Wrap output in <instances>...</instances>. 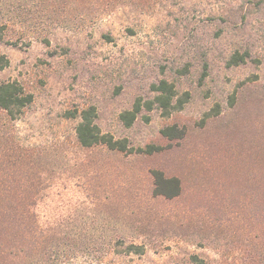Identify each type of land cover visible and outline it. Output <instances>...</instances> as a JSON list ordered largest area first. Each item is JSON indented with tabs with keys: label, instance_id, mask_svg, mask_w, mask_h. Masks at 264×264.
I'll return each instance as SVG.
<instances>
[{
	"label": "rangeland",
	"instance_id": "1",
	"mask_svg": "<svg viewBox=\"0 0 264 264\" xmlns=\"http://www.w3.org/2000/svg\"><path fill=\"white\" fill-rule=\"evenodd\" d=\"M0 55V264H264V0H0ZM91 105L127 150L79 144Z\"/></svg>",
	"mask_w": 264,
	"mask_h": 264
},
{
	"label": "trees",
	"instance_id": "2",
	"mask_svg": "<svg viewBox=\"0 0 264 264\" xmlns=\"http://www.w3.org/2000/svg\"><path fill=\"white\" fill-rule=\"evenodd\" d=\"M243 60V56L234 54L231 56L229 63L236 64ZM8 63L4 55H0V68H3ZM152 90L155 92L153 98L142 101L137 98L131 109L124 110L119 114L120 121L125 126H130L136 119L142 107L146 110H151L154 106L160 108L164 115L170 113V110L182 105L180 99L173 101L176 91L174 85L162 79L157 83L152 84ZM32 101V94L25 92L23 87L17 81H5L0 83V108L14 118L20 114L23 108ZM97 116L94 106L83 108L79 112L80 120L75 128L76 138L79 144L83 147H91L94 145H105L108 149L125 151L128 149L125 139L114 138L111 134L103 133L95 122ZM147 119V118H146ZM160 133L169 138H180L184 131L176 125H170L162 128ZM148 147V152L151 151ZM155 179L154 193L163 195L167 198L178 195L180 185L176 177L164 178L161 171H153ZM198 264H205L202 260L197 259Z\"/></svg>",
	"mask_w": 264,
	"mask_h": 264
}]
</instances>
